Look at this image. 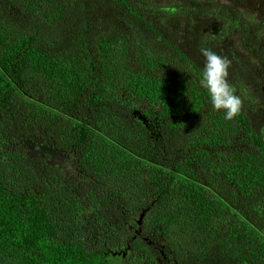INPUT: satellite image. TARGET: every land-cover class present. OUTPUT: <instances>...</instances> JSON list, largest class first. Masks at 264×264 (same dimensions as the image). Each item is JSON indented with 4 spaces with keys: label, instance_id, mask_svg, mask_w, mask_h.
<instances>
[{
    "label": "trees",
    "instance_id": "16d2710c",
    "mask_svg": "<svg viewBox=\"0 0 264 264\" xmlns=\"http://www.w3.org/2000/svg\"><path fill=\"white\" fill-rule=\"evenodd\" d=\"M224 1L0 0V264H264L255 76L232 120L200 82L201 48L264 66V3Z\"/></svg>",
    "mask_w": 264,
    "mask_h": 264
},
{
    "label": "rangeland",
    "instance_id": "374dc122",
    "mask_svg": "<svg viewBox=\"0 0 264 264\" xmlns=\"http://www.w3.org/2000/svg\"><path fill=\"white\" fill-rule=\"evenodd\" d=\"M156 3H169L174 0H153ZM220 2H225L224 0H218ZM228 1V0H227ZM247 1L248 4H255L256 3H264V0H244ZM256 12H258L257 9H254ZM262 10V9H261ZM247 13L249 10H246ZM260 11V10H259ZM203 29L212 34L216 35L218 33V28L216 25L209 24L208 27L203 26ZM228 45L225 47L223 55H226L229 57V59L232 61L231 67L229 69V74L233 73H241L242 71H245V73L250 72L252 75L255 76L253 80H247L250 77H244L241 79L242 82L246 85L243 86V90L247 92V99L252 95L253 99L250 98V117L255 125L260 122H264V78L261 79L262 74H258V72L263 73L264 72V66L262 67H255L251 62L248 61V59L244 56H241L238 46L235 44L232 46L231 42L227 43ZM244 59V60H242ZM246 60V61H245ZM235 67L236 70L233 72L231 69ZM230 76V75H229ZM247 78V79H246ZM230 82L233 84L236 82L238 86V80L234 81L229 79ZM241 89V88H239ZM251 94V95H250ZM253 124V125H254ZM254 125V126H255ZM30 148V151H32L36 156L45 159L46 161L52 163V165L62 166L64 167V172L67 176H73V173L70 171V168L66 166L65 161L63 163H60V159H58L55 155H53L49 149L44 148L37 140H31L30 142H27V145ZM112 262L114 264H140L132 258V255L129 252H117L111 256Z\"/></svg>",
    "mask_w": 264,
    "mask_h": 264
},
{
    "label": "clouds",
    "instance_id": "9594fccd",
    "mask_svg": "<svg viewBox=\"0 0 264 264\" xmlns=\"http://www.w3.org/2000/svg\"><path fill=\"white\" fill-rule=\"evenodd\" d=\"M200 52L205 58L201 85L207 90L213 109L223 111L225 119L232 120L243 107L241 96L229 80L232 61L209 48H201Z\"/></svg>",
    "mask_w": 264,
    "mask_h": 264
}]
</instances>
